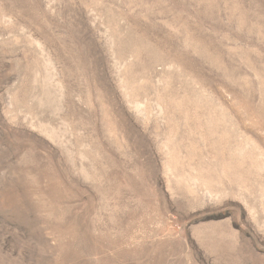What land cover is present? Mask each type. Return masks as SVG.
I'll list each match as a JSON object with an SVG mask.
<instances>
[{"label":"rangeland","instance_id":"1","mask_svg":"<svg viewBox=\"0 0 264 264\" xmlns=\"http://www.w3.org/2000/svg\"><path fill=\"white\" fill-rule=\"evenodd\" d=\"M0 264H264V0H0Z\"/></svg>","mask_w":264,"mask_h":264}]
</instances>
